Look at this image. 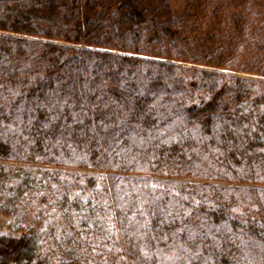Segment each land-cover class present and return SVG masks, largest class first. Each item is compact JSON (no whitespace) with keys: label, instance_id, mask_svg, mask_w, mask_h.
<instances>
[{"label":"trees","instance_id":"16d2710c","mask_svg":"<svg viewBox=\"0 0 264 264\" xmlns=\"http://www.w3.org/2000/svg\"><path fill=\"white\" fill-rule=\"evenodd\" d=\"M0 221V264H264V0H0Z\"/></svg>","mask_w":264,"mask_h":264},{"label":"rangeland","instance_id":"374dc122","mask_svg":"<svg viewBox=\"0 0 264 264\" xmlns=\"http://www.w3.org/2000/svg\"><path fill=\"white\" fill-rule=\"evenodd\" d=\"M171 7L173 8L174 12L177 14H181L185 8L193 1V0H166ZM232 73L238 74V75H245V76H253L255 77V75L253 74H246V73H240V72H233L230 71ZM0 230H6L3 226L2 223L0 221Z\"/></svg>","mask_w":264,"mask_h":264}]
</instances>
